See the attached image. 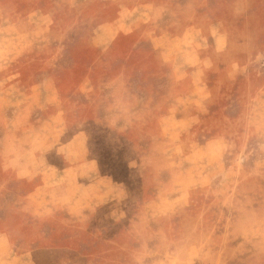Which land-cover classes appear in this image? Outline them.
Instances as JSON below:
<instances>
[{"label": "rangeland", "instance_id": "374dc122", "mask_svg": "<svg viewBox=\"0 0 264 264\" xmlns=\"http://www.w3.org/2000/svg\"><path fill=\"white\" fill-rule=\"evenodd\" d=\"M0 264H264V0H0Z\"/></svg>", "mask_w": 264, "mask_h": 264}]
</instances>
